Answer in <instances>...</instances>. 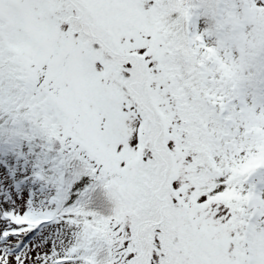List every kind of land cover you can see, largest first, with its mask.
<instances>
[{"label":"snow or ice","instance_id":"1","mask_svg":"<svg viewBox=\"0 0 264 264\" xmlns=\"http://www.w3.org/2000/svg\"><path fill=\"white\" fill-rule=\"evenodd\" d=\"M0 264H264V0H0Z\"/></svg>","mask_w":264,"mask_h":264}]
</instances>
